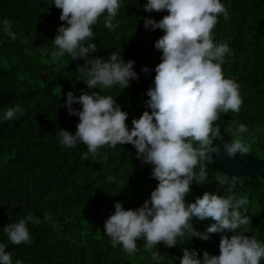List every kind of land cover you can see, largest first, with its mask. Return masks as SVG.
Masks as SVG:
<instances>
[{"label":"trees","instance_id":"1","mask_svg":"<svg viewBox=\"0 0 264 264\" xmlns=\"http://www.w3.org/2000/svg\"><path fill=\"white\" fill-rule=\"evenodd\" d=\"M147 0H122L114 31L104 26L101 16L93 25V37L85 44L96 43L92 55L107 59L119 52L125 60L135 61L140 79L129 87L99 88L111 95L122 110L129 113L127 124L139 118L149 99L147 91L154 86L155 67L162 53L155 42L163 30H149L144 19L151 16L157 22L168 13L144 10ZM230 19L221 14L213 30V40L226 43L230 54L223 65L226 78L240 85L243 100L239 112L219 113L214 126L221 128L224 139H239L249 153L264 160V0H222ZM61 9L48 0H0V112L21 105L23 116L0 121V242L6 244L13 264H157L152 252L159 251V264H180L182 249H196L202 258L204 251L220 254L224 233L211 234L209 240L191 237L177 238V245L167 247L160 242L148 250L144 240H138L139 251L129 255L122 246L113 247L104 233L106 219L115 211L116 202L125 209L140 207L150 198L158 180L152 178V166L136 157L132 144L108 145L95 157L84 158L87 146L63 147L57 132L64 128L75 133L79 117L69 115L66 94L79 96L91 92L84 82L85 73L78 69L86 61H72L67 54L53 57V42L57 29L66 22L59 19ZM148 67L149 72L141 71ZM81 109L79 104L73 105ZM241 123L247 132L237 134ZM208 179L203 185L195 182L186 197L195 202L205 192L227 195L232 187L238 197H247L244 215L250 217L242 230L258 241H264V181L258 175L233 177L225 174L210 154ZM195 171L199 172V165ZM109 176L116 178L108 181ZM225 181L221 187L219 181ZM28 213L39 217L38 224L29 223L31 244L13 245L3 227L18 222ZM211 220H193L198 231H206ZM229 236L232 233H227ZM264 264V260L261 261Z\"/></svg>","mask_w":264,"mask_h":264},{"label":"clouds","instance_id":"2","mask_svg":"<svg viewBox=\"0 0 264 264\" xmlns=\"http://www.w3.org/2000/svg\"><path fill=\"white\" fill-rule=\"evenodd\" d=\"M61 9L59 19L66 22L57 29L52 40L53 57L65 54L72 61L86 62L78 69L85 73L91 92L77 96L73 91L66 94L65 105L69 115L79 117L75 133L61 128L57 132L63 147L87 146L84 158L95 157L105 145L115 148L118 144H132L136 157L152 166V178L158 180L151 196L140 207L125 209L116 202L115 211L106 219L104 233L113 247L122 246L129 255H135L137 241L144 240V247L151 250L163 242L171 248L177 245L178 237L209 240L211 234L224 233L220 241V254L211 255L204 251L201 258L196 249L184 247L180 264H261L264 260V241L250 237L242 230L250 217L244 215L247 197H238L232 192L236 180L225 190L205 192L195 202L186 197L195 182L203 185L208 179L207 164L210 154L217 158L227 155L248 154V146L239 139H224L221 128L214 126L219 113L239 112L243 103L240 85L226 78L223 65L230 54L226 43L213 40V30L222 14L230 19L228 8L222 0H147L143 5L146 12H164L158 22L151 16L143 18L149 30H163L164 35L155 42L162 53L161 62L155 67L154 86L147 91L149 99L139 118L127 124L129 113L111 95H103L96 89H111L116 85L125 89L132 80H139L135 61L125 62L121 53L113 52L105 59L92 54L98 51L96 43L85 44L93 37V25L104 17V26L114 31L118 26L113 21L121 8L122 0H48ZM141 71L147 73L148 67ZM79 104L81 109L73 107ZM25 109L16 104L0 112V121H11L23 116ZM241 123L237 134L247 132ZM221 141V144L214 143ZM255 157V156H254ZM260 158V157H259ZM199 165V172L195 171ZM110 183L115 182L109 176ZM219 185L225 186L220 180ZM211 220L206 231H198L193 220ZM29 223H39L32 213L18 222L3 227L8 241L13 245L31 244ZM227 233H232L229 236ZM159 251L152 252V260L159 264ZM0 264H13L6 244L0 242ZM15 264H24L17 259Z\"/></svg>","mask_w":264,"mask_h":264},{"label":"water","instance_id":"3","mask_svg":"<svg viewBox=\"0 0 264 264\" xmlns=\"http://www.w3.org/2000/svg\"><path fill=\"white\" fill-rule=\"evenodd\" d=\"M214 143L221 144V150L223 151L221 141H214ZM213 157L218 161L222 171L227 175L233 177L258 175L264 181V160L262 158L254 157L249 152L244 156L237 154L235 158H230L226 154L220 158H217L213 154Z\"/></svg>","mask_w":264,"mask_h":264}]
</instances>
